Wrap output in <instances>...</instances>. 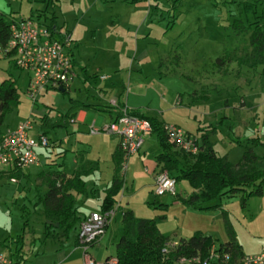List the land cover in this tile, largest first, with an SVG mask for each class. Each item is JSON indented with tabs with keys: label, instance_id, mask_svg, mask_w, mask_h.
<instances>
[{
	"label": "rangeland",
	"instance_id": "1",
	"mask_svg": "<svg viewBox=\"0 0 264 264\" xmlns=\"http://www.w3.org/2000/svg\"><path fill=\"white\" fill-rule=\"evenodd\" d=\"M247 4L253 7L249 12L244 10ZM41 6L35 0H0V12L17 17L29 16L31 9L36 12ZM54 12L70 30L76 28L75 54L90 84L115 85V92L124 85L121 100L129 97L144 114L176 124L198 138L203 127L214 126L208 139L215 152L232 163L240 159L246 138L264 142V61L253 66L239 62L250 51L248 33L237 34L233 25L235 19L245 25L248 20L264 25V0H58ZM122 41L125 47L120 49ZM228 52H234V61L218 66L216 59ZM3 53L0 50V82L15 78L19 100L5 114L2 128L22 119L36 122L47 113V106L59 110L67 103L68 95L58 92L40 95L36 103L25 96L29 73L15 68ZM102 75L106 79L100 80ZM252 149L264 156V145ZM183 157L190 163V157ZM185 185L186 181H179L176 192L183 194ZM137 198L133 203H138ZM10 200V194L0 198V252L1 242L9 240L21 224L20 210ZM212 204L217 207L197 211L199 215L194 212L195 217L180 216L172 208L167 223H162L158 205L151 206L156 212L151 208L138 214L153 219L161 232L175 226V217L185 225L194 222L218 241L227 240L228 222L245 254L264 253V192L247 197L244 206L240 194L223 196ZM116 218L120 223V216ZM110 248L115 256V248Z\"/></svg>",
	"mask_w": 264,
	"mask_h": 264
},
{
	"label": "crops",
	"instance_id": "2",
	"mask_svg": "<svg viewBox=\"0 0 264 264\" xmlns=\"http://www.w3.org/2000/svg\"><path fill=\"white\" fill-rule=\"evenodd\" d=\"M49 1L52 3V7L48 6L47 1H45L41 2L42 6L40 8L35 9L36 12L31 9L34 14L33 18L40 24H45L44 14L48 16L53 14L57 28L68 30L72 41L71 53L75 73L71 83L63 91H59L58 88L47 87L36 97L35 101L40 95L46 96L53 92L67 94V103L59 110L50 105L47 106V113L41 115L38 121H33L34 124L30 119H22L13 127L2 128L0 126L1 134L7 130L17 128L22 122L29 121L31 128L27 133L30 138L34 139L40 134H44L49 140L48 146L36 147L35 152L38 156L36 164L23 169L0 168V198L10 194V201L18 206L21 219V224L16 233L9 240L1 242L2 252H0V255L10 256L21 264H83V249L77 239L80 222L92 212H101V204L106 192L114 179L118 178L122 181V188L115 195L110 222L104 234L87 249V253L96 262L103 264L109 257L116 258L110 251V247L115 248L122 234V215L125 211H132L136 218H144L139 216L138 210L143 213V211L146 212L154 208V212H156V208L151 206L158 205L163 210V213L159 216L162 223L168 222L167 215H169L168 213L172 208L177 209L180 216L183 217L187 215L195 217L198 212L202 211L184 206L180 201V199L188 198L193 192L187 180L182 179L187 182L186 187L181 190L183 194L176 192L175 195L166 193L156 196L153 193L155 176L161 171V164L157 162V155L162 149L173 154L181 166L191 165L194 158L190 157L189 160L191 161L187 163V159L174 146H171L169 141H165V145L162 146L160 137L156 132H152L144 140L139 151L127 158L125 168H122L119 137L105 132L91 133L89 131L90 127L101 128L109 124L117 117L118 108L124 106L130 112L137 111L145 117L156 120L159 125L172 123L159 122L155 117L144 114L140 108L130 102L129 97L124 101L121 100L124 85L115 92V89H113L115 85L111 87L109 85L104 86V84L100 86L90 84L86 68L81 66L75 54L78 51L79 43V36L75 32L76 28L70 30L71 27L68 26L66 20H60L54 12V7L58 6V0ZM94 3L96 5V2ZM87 5V2H84V9L89 11ZM50 8L52 9L50 10ZM6 15L11 21L30 16L17 17L11 13ZM37 15L40 16L37 17ZM123 47H125V44L122 41L119 48L123 49ZM0 50L2 49L0 48ZM3 54L2 56L12 62V56ZM104 79H106V76L100 80ZM28 81L29 75L25 84V96H27ZM87 86L91 89H88ZM111 101H115L116 105H112ZM172 125L177 126L176 124ZM185 132L196 137L198 144H200V139L195 134L189 131ZM58 173L63 174L66 178L77 179L82 183V191L74 187L68 189L74 197L76 211L74 225L66 235H63L62 229L56 223L52 225L55 227L54 232L46 229V225H49L50 222L43 215L41 201L47 190L44 184H40L42 177ZM172 173V175H175L174 172ZM11 179H15V181H11ZM179 181L176 182V185ZM10 189L11 193L9 192ZM129 189L130 191L134 189L135 192L130 194ZM120 192L121 196L118 198ZM136 197H138V203H133ZM93 199L98 202L96 204L92 203ZM123 202H125L124 205ZM117 216H120V223L119 220L117 221ZM175 218L177 219L175 226L166 232H161L157 226L161 234L167 236L170 241L175 242L180 238L187 239L195 232L211 236L208 230L200 228L201 226H198V224L189 221L185 225V223L178 221V217ZM114 219H116L117 226L113 230L112 222ZM212 239L215 241L212 246L213 249H216L219 243L226 241H218L213 237Z\"/></svg>",
	"mask_w": 264,
	"mask_h": 264
},
{
	"label": "trees",
	"instance_id": "3",
	"mask_svg": "<svg viewBox=\"0 0 264 264\" xmlns=\"http://www.w3.org/2000/svg\"><path fill=\"white\" fill-rule=\"evenodd\" d=\"M36 2L49 0H35ZM253 9L252 5L244 7L245 12ZM44 14V13H43ZM40 15H37L39 17ZM31 11L29 18H33ZM260 18V17H257ZM44 23L51 30L57 28L56 19L53 14H44ZM234 27L237 34L248 33L249 53L240 63L250 66L264 61V25H258L257 21H247L246 25L240 19L234 20ZM12 21L4 13L0 12V48L4 50L10 38V26ZM5 55L11 56L9 53ZM234 52H228L216 59L218 66L228 65L234 61ZM238 60V58H237ZM13 65L15 66L13 60ZM16 67V66H15ZM18 68V67H16ZM19 69V68H18ZM21 70V69H20ZM19 92L16 79L9 76L0 82V126L3 123L5 114L11 107L17 104ZM132 114L147 119L152 132H156L160 137L161 145L168 141L162 125L151 118L141 115L139 112ZM211 126V125H210ZM200 136V144L196 154H188L179 151L182 155L194 158L191 165L181 166L180 162L165 149L157 155V162L161 164V170H166L178 182L187 180L193 192L186 199H180L182 204L196 210L214 209L216 204H212L215 199L223 196L241 195L242 205H245L246 198L253 195H261L264 192V156L254 153L252 147L264 145L259 137L245 139V150L240 159L232 163L226 156L218 155L209 141V135L215 131V127H204ZM171 146H174L171 143ZM175 147V146H174ZM174 172L175 175H172ZM40 184L47 187L42 197L43 215L50 222L46 229L55 231L53 224H57L62 229L63 235L73 227L75 222L74 197L68 191L69 188H76L82 191V183L77 179L66 178L63 174L45 175ZM122 188V181L114 179L106 196L101 204V212L110 211L114 208L115 195ZM228 239L221 242L215 249L218 253H227V261L209 256V251L215 241L209 235L195 232L191 237L177 240V245L168 248L167 253H162V248L170 242L167 236L159 231L155 221L150 218H136L132 211L127 210L122 215V234L115 245V257L117 264H179L180 257H197L199 263L191 264H241L245 255L241 245L237 242L231 225L225 223ZM190 264V263H186Z\"/></svg>",
	"mask_w": 264,
	"mask_h": 264
},
{
	"label": "built area",
	"instance_id": "4",
	"mask_svg": "<svg viewBox=\"0 0 264 264\" xmlns=\"http://www.w3.org/2000/svg\"><path fill=\"white\" fill-rule=\"evenodd\" d=\"M72 41L66 28L51 31L45 24H40L34 18H21L12 21L10 38L4 48L9 53L16 67L29 73L26 94L34 102L37 95L45 88H67L74 77L72 60ZM104 78V76H101ZM116 105L115 101H111ZM29 121L20 123L17 128L0 134V168L23 169L38 162L36 147H46L49 140L44 134L37 138H30ZM162 129L170 143L179 151L196 154L198 142L196 137L172 124H162ZM91 133H111L119 137V150L122 155V168L129 156L139 151L144 140L151 135L150 122L132 114L126 106L118 108V115L101 128L90 127ZM15 181V179H11ZM153 193L175 195L176 180L167 171L161 170L155 176ZM113 211L92 212L79 225L77 239L83 249V264H100L88 253L87 249L95 243L105 232ZM177 245V241L168 242L162 253ZM209 256L227 261V253L220 254L211 247ZM199 263L197 257H180L179 264ZM0 264H21L10 256L0 255ZM103 264H117V259L109 257ZM206 264V261L203 262ZM241 264H264V253L244 255Z\"/></svg>",
	"mask_w": 264,
	"mask_h": 264
},
{
	"label": "water",
	"instance_id": "5",
	"mask_svg": "<svg viewBox=\"0 0 264 264\" xmlns=\"http://www.w3.org/2000/svg\"><path fill=\"white\" fill-rule=\"evenodd\" d=\"M58 90H59V91H63V88H62V87H58Z\"/></svg>",
	"mask_w": 264,
	"mask_h": 264
}]
</instances>
